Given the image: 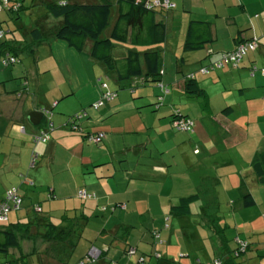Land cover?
<instances>
[{"label": "crops", "instance_id": "0c3cea01", "mask_svg": "<svg viewBox=\"0 0 264 264\" xmlns=\"http://www.w3.org/2000/svg\"><path fill=\"white\" fill-rule=\"evenodd\" d=\"M52 1L64 0H39L37 21L21 30L20 38L9 30L4 39L13 46L31 44V32L39 28L43 41L24 54L37 62L44 43L50 52L45 64L35 65L33 78L21 65L0 62V200L10 188L21 198L0 229L29 223L18 234V246L0 253V263L196 264L219 259L222 264H264V75L259 70L264 69V0H170L171 8L156 17L166 29L156 49L168 89L157 107L160 86L141 78L118 83L90 56L89 40L76 51L54 37L61 18L47 12ZM191 19L208 23L212 37L196 50L185 46ZM45 23L53 27L50 32L45 33ZM58 40L78 52L64 50L61 68L52 50L62 48ZM241 40L257 45L236 66L200 71ZM126 50L118 45L113 53ZM80 56L92 85L84 98L71 102L77 96L67 76L84 73L76 65ZM252 66L257 70L251 74ZM51 67L59 77L48 87L39 74L45 78ZM189 76L199 95L185 91ZM99 80L116 95L94 107ZM39 108L50 112L39 111L42 117L34 125L28 114ZM173 111L191 120L192 131L172 127ZM79 113L74 130L71 119ZM41 131L49 138L35 141ZM96 133L103 134L99 143L86 140L85 135ZM81 190L87 197L78 196ZM191 196L196 197L179 210ZM242 240L248 247L235 257ZM91 248L94 257L87 259Z\"/></svg>", "mask_w": 264, "mask_h": 264}, {"label": "trees", "instance_id": "16d2710c", "mask_svg": "<svg viewBox=\"0 0 264 264\" xmlns=\"http://www.w3.org/2000/svg\"><path fill=\"white\" fill-rule=\"evenodd\" d=\"M152 1L155 0H98L91 3L69 0L52 1L47 4V12L55 18H61V23L55 31L54 37L63 40L76 51H81L86 40H89L91 42L90 56L102 62L115 75L118 83L130 78H141L144 84H155L156 86L161 84L160 93L157 95L154 104L157 107L163 102V99H159V97L166 87L161 81L159 55L156 46L164 41L166 29L164 22L157 20L156 17L157 14L170 9L171 6H164L163 3L155 6ZM17 3L19 5L15 11L9 8L5 9L11 13H18L22 5L20 0H17ZM3 9L4 7H1L0 11ZM0 31L2 32L0 35V56L9 53L15 58L14 62L6 66L19 63V54L32 52L33 44L38 45L43 41L39 28H34L31 32L35 40H32L31 44L22 46H13L4 40L5 34L9 31H5L1 23ZM211 38L208 23L194 19L189 20L185 38L187 49L203 48L211 41ZM245 41L247 40H241L238 43ZM118 45L127 49L125 53H113L115 46ZM98 83L100 86L105 82L99 80ZM184 89L189 95H199L201 93L200 88L191 76L185 80ZM111 92L115 93L112 90ZM176 116L187 118L179 111H173L171 122ZM195 197L191 196L183 199L178 209L185 208L187 202L195 199ZM250 201L248 200L246 203H250ZM28 224L17 222L13 227L4 226L0 229V253L6 254L9 249L18 246V234L25 232ZM242 241L245 242L244 248L242 249L238 244V247L232 253L233 256L236 257L248 247V241ZM4 262L14 264L12 260ZM220 264H222L221 261Z\"/></svg>", "mask_w": 264, "mask_h": 264}, {"label": "built area", "instance_id": "2783aa9c", "mask_svg": "<svg viewBox=\"0 0 264 264\" xmlns=\"http://www.w3.org/2000/svg\"><path fill=\"white\" fill-rule=\"evenodd\" d=\"M164 6H171V2L170 0H155L152 1V4L155 6H159L160 4H162ZM18 3L17 0H1L0 2V8L4 7V8H9L12 10H16L18 8ZM2 34V32L0 31V35ZM257 43L254 40L251 41H245V42H240L238 43L234 49L229 50V51H224L219 53L218 58L213 61L211 64L200 68V71L202 73L204 72H208L210 69L213 68H218L221 67L225 64H232V65H237L241 58L243 57V55L250 49H254L256 47ZM15 58L13 55L7 53L5 55H2L0 58V62L2 63V65L6 66L9 63L14 62ZM257 68L255 66L251 67V74L254 72V70H256ZM262 75H264V69L261 70ZM160 86L162 87V85L160 84ZM101 87V92H100V96L99 99L93 104L94 107H97L99 105H101L104 101H109L112 100L115 97V93L109 91L108 89H106V85L105 83H102L100 85ZM162 89V88H161ZM168 89L164 88L162 90V93L167 92ZM162 98V95L159 97V99ZM38 111H40L43 114H47L50 112L49 109H45V108H39L37 109ZM83 115V113H79L76 114L72 119H71V127L74 130H77L78 127L77 125L74 124L75 120L79 117H81ZM171 125L174 129L176 130H184V131H192V122L190 119L188 118H183L182 116H176L174 119H172ZM48 127L49 129L52 128V123L49 122L48 123ZM21 129L23 130V126H21ZM103 134L102 133H96V134H87L85 135V138L87 141L89 142H94V143H99L102 140ZM49 138V134L46 131H41L38 135H36L34 137L35 141H39V140H46ZM78 196L79 197H87V194L84 191H79L78 192ZM21 203V198L17 193V190L15 188H10L7 189L4 193L3 198L0 200V221H3L7 218V213L11 210V209H17L19 207ZM36 211H40L39 207H36ZM263 219H264V215H263ZM240 246L242 247V249L245 246V242L240 241L239 242ZM92 248L90 249L89 253H87L85 258H89V257H94V253L92 252ZM131 252V250H130ZM1 264H7L5 262L1 263ZM76 264H85V261H79ZM177 264H182V263H177ZM200 264V263H197ZM204 264H220V261L218 259H214L210 262H206Z\"/></svg>", "mask_w": 264, "mask_h": 264}, {"label": "rangeland", "instance_id": "374dc122", "mask_svg": "<svg viewBox=\"0 0 264 264\" xmlns=\"http://www.w3.org/2000/svg\"><path fill=\"white\" fill-rule=\"evenodd\" d=\"M38 7H39V0H25L23 5H22V8L18 11V13H19V17L18 18H15V14L14 13H11L10 11H8L7 9L4 8L3 10L0 11V23L2 25V28L5 31L6 30L7 31L12 30V32L17 33V35H19V38H20V36L22 35L21 34V30L23 31L24 29L28 28L27 26H29L32 23H34L35 21H37V17L36 16H37V13L39 11ZM48 25L49 24H47V23L44 24L45 33L50 32L53 29V27H51V25H49V26ZM8 34L6 33L5 36L7 35L6 37H10V34H9V36H8ZM58 43H60V45H62L61 46L62 48L56 49L54 47L52 49L54 51L53 54H54L58 64L60 62H63V61L65 62V59L63 57L60 58L59 56H63L62 52L64 50H66V49H69L68 51H71V53H73V55H77L78 56V54H77L78 52L74 51L73 49L68 48L64 44V42H61V41L58 40ZM48 52H50L49 51V47H48L47 44L44 43V44H42V45H40L38 47V50H37L38 60H37V62H34L32 60L31 56H27V54L22 53V54H20L19 59L22 61V63L25 62V64L15 63V64H13V66L21 65V66H23V68H27L29 70V76L31 78H33L34 77L35 65L36 66H42L43 64H45L46 60H48L47 59ZM77 56H73V57H77ZM66 60H69V59L67 58ZM82 60H83V58H82ZM82 60H81V56H80V58L76 62V65L78 66V68L80 70H83L84 73L83 74L80 73V75H79V72H74L72 75H68L67 76V79H69L72 82L71 88L73 90H76L75 95L77 96L76 99L71 97L67 101H71V102L72 101H77L80 98V96H82L84 98V94L88 93L87 91H89V89H90L89 87L92 85L91 79H88L89 75L87 73V68L84 67ZM59 66H60V64H59ZM60 68H61V66H60ZM54 71H55L54 68L52 69V67H51V69L48 71V73L45 76V78H42L40 76L42 74H39L40 82H42L44 80H47V81H44L42 83H45V85H47L48 87H51L52 84H53L52 81L55 80L57 77H59L58 73H57V76H56ZM104 79L107 82H109L106 78H104ZM32 82L35 84L37 82V80H33ZM153 86L146 87V89H151ZM126 90L129 91L128 89H126ZM1 190H2V187L0 185V192H1ZM10 216H11V214H10ZM152 256H153L154 260H156L155 255L152 254ZM0 258H1V255H0ZM74 259H75V255H73V257H72L73 261H74Z\"/></svg>", "mask_w": 264, "mask_h": 264}, {"label": "water", "instance_id": "95a60500", "mask_svg": "<svg viewBox=\"0 0 264 264\" xmlns=\"http://www.w3.org/2000/svg\"><path fill=\"white\" fill-rule=\"evenodd\" d=\"M42 115L39 111H33L28 114V119L32 124H38L40 122ZM3 161V155L0 154V166Z\"/></svg>", "mask_w": 264, "mask_h": 264}]
</instances>
